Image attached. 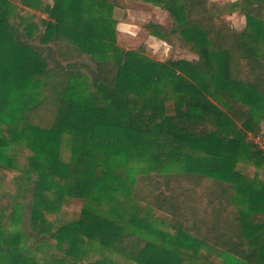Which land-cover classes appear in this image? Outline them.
Returning a JSON list of instances; mask_svg holds the SVG:
<instances>
[{"label":"trees","instance_id":"obj_1","mask_svg":"<svg viewBox=\"0 0 264 264\" xmlns=\"http://www.w3.org/2000/svg\"><path fill=\"white\" fill-rule=\"evenodd\" d=\"M152 1L171 21L143 28L173 47L179 34L197 59L122 47L118 0H53L43 31L0 0V264H102L84 248L93 241L137 264H264V180L248 160L264 161L248 134L263 135L264 0ZM226 13L245 27L219 24ZM130 153L155 168L126 179L114 162ZM119 191L131 223L153 231L161 211L174 238L129 245L133 234L93 208L124 204ZM74 199L86 204L64 209Z\"/></svg>","mask_w":264,"mask_h":264},{"label":"rangeland","instance_id":"obj_2","mask_svg":"<svg viewBox=\"0 0 264 264\" xmlns=\"http://www.w3.org/2000/svg\"><path fill=\"white\" fill-rule=\"evenodd\" d=\"M118 1L121 6L116 8L114 12V17L117 20V26H118V22H126L136 25L135 36L133 35L132 37L128 35L122 36L119 34L118 41L122 47L130 48L133 50L142 48L146 56L160 61L161 60L165 61L169 58H174V57L188 56L187 53L189 50L186 48L179 34H177L175 37L177 47H171L170 49H167L166 52H164L165 51L164 48L160 50V47L158 45L152 47L154 45L153 43H151L152 46H150V44L149 43L147 44V42L145 41L146 38L140 26H143L144 22L147 21L149 18H156L162 21L170 20L169 11L167 9L153 3L152 0H118ZM212 1H217L222 5L223 4L226 5L228 2L233 0H212ZM42 3L43 4L38 6H27L20 0H9L10 14L11 15L16 14L18 21L21 22L22 25L27 22L34 21L39 25L40 30L42 29L43 31V29L45 28L44 20L49 19L48 13L44 10L45 5L52 4L53 0H43ZM222 17L226 18L227 20H230L232 25L239 30H241L246 24L245 17L237 13H233V14L226 13L225 16L221 15L220 17L217 18L219 24H221L222 22L221 19ZM178 47L180 49H178ZM158 51H160V54L156 55ZM234 92L235 95H237L238 97L244 98L245 91L242 88H237L235 89ZM210 96L211 99L216 104H218L220 107H222L225 110L227 109V104L221 97L212 93L210 94ZM261 105L262 104L260 101L253 103V111H254L253 113L257 119H260L262 116L263 111ZM261 125H262L263 135H261V140L259 141L260 143H256V144H258L261 148L264 149V120H261ZM69 154L70 152L68 148H66L65 150L66 158L69 157ZM198 155H201V152H198ZM16 156L23 161L25 159V150L24 151L18 150ZM248 160L252 166L257 168L261 179L264 180V161L259 160L258 162H256L255 159L252 158H249ZM114 164H115L114 167L118 169V172L121 173L126 179L134 178L140 172L151 171L155 168V163L151 158L147 156H140L135 153H130L127 155H119L118 157L115 158ZM16 174L17 172L15 171L8 173L10 179ZM4 190H5L4 187H0V200H1V193ZM117 194L119 199H121L122 202H125L124 204L105 201L101 205H97L94 203L93 208L102 217L110 220H115L116 222L121 223L128 231H130L133 234L129 239L130 241L129 245H132L134 242H136L135 239L137 240L138 237L143 239L144 241L150 240L153 242H161L160 231H162V234L166 239L174 238L176 232L174 229L170 227L167 219L168 216L161 211L152 210L153 220L151 222L152 224L151 226L154 228L153 231L146 230L142 227H139L131 223L129 221V218L130 215L133 213V210L131 208H128L130 201L128 199L127 200L125 199V195L123 191H119ZM50 195L52 194L50 193ZM84 204H86L84 200L74 199L71 204L64 205V209L69 211H78L81 210ZM141 205L146 206L143 203H141ZM144 241H142L141 245L145 243ZM165 245H167V247H174L173 244L172 243L170 244L168 241L165 242ZM84 248L90 254H94L95 257L105 258V261L102 264L108 263L109 260L110 261L112 260L111 264H137L135 261L126 260L122 255V253L115 250L107 249L98 241H93L90 245L85 246ZM202 248L207 249L209 251H213L208 246L203 245ZM195 264H204V261L197 260Z\"/></svg>","mask_w":264,"mask_h":264},{"label":"crops","instance_id":"obj_3","mask_svg":"<svg viewBox=\"0 0 264 264\" xmlns=\"http://www.w3.org/2000/svg\"><path fill=\"white\" fill-rule=\"evenodd\" d=\"M234 1V0H233ZM169 16H170V14H169ZM245 17V16H244ZM149 21H155V22H158V23H162V24H168L169 23V21L170 20H168V21H162V20H158V19H156V18H149L147 21H145L144 22V24L146 23V22H149ZM124 25H127V26H131V31H123L122 30V27L121 26H124ZM141 27V30H142V32L144 33V35H145V38H146V42H147V44L149 43L150 44V46H152V44L151 43H153L154 45H158L159 47H160V50L161 49H163L164 48V52H166L167 51V49H170L171 47H173V46H171V45H169L168 43H166L165 41H163L162 39H159L157 36H154V35H151L148 31H146L144 28H143V26H140ZM245 27V26H244ZM243 27V28H244ZM236 28V27H235ZM242 28V29H243ZM135 29H136V25L135 24H131V23H126V22H118V26H117V36H118V38H119V34L120 35H128V36H130V37H132V34H131V32H135ZM237 29V28H236ZM241 29V30H242ZM239 30V29H238ZM133 36H135V35H133ZM164 44V45H163ZM153 47V46H152ZM174 47H177V45H175ZM127 49H130V48H127ZM178 49H180L179 47H178ZM160 54V51H158V53H156V55H159ZM188 56L187 57H184V56H180V57H174L175 59H180V58H183V59H187V60H190V61H192V60H195V59H197L198 58V55L197 54H195V53H193V52H191V51H188ZM162 61V60H161ZM261 136V135H260Z\"/></svg>","mask_w":264,"mask_h":264},{"label":"built area","instance_id":"obj_4","mask_svg":"<svg viewBox=\"0 0 264 264\" xmlns=\"http://www.w3.org/2000/svg\"><path fill=\"white\" fill-rule=\"evenodd\" d=\"M249 138H252L254 143H260L259 141L261 140L260 135H253V133H249Z\"/></svg>","mask_w":264,"mask_h":264},{"label":"clouds","instance_id":"obj_5","mask_svg":"<svg viewBox=\"0 0 264 264\" xmlns=\"http://www.w3.org/2000/svg\"><path fill=\"white\" fill-rule=\"evenodd\" d=\"M123 31H131V26H121ZM132 35H135V32H131ZM153 47H155V45H153Z\"/></svg>","mask_w":264,"mask_h":264}]
</instances>
